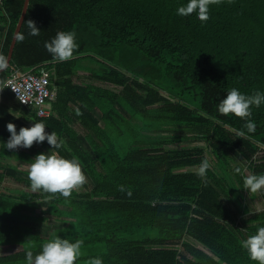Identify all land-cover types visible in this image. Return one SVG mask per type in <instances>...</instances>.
Wrapping results in <instances>:
<instances>
[{
	"label": "trees",
	"instance_id": "obj_1",
	"mask_svg": "<svg viewBox=\"0 0 264 264\" xmlns=\"http://www.w3.org/2000/svg\"><path fill=\"white\" fill-rule=\"evenodd\" d=\"M23 1L0 3L5 59ZM184 2L30 0L11 66L0 71V154L27 165L48 151L75 157L85 182L63 197L33 190L28 170L0 165V185L13 175L23 186L18 197L0 192V246L20 247L0 264H26V252L38 253L53 236L83 241L75 264H257L241 241L264 226V210L240 219L238 194L254 195L243 178L264 175V105L252 107L256 131L249 133L243 119L219 113L217 104L231 88L264 92V0L211 4L204 22L176 15ZM29 20L39 35L30 34ZM58 31L76 34L78 47L65 61L45 48ZM42 67L55 90L48 116L30 112L3 85L15 70ZM78 71L90 82H75ZM12 109L31 113L63 146L8 150L6 125L28 127ZM197 140L205 147H174ZM207 149L216 169L202 180ZM48 219L57 225L42 236L32 222Z\"/></svg>",
	"mask_w": 264,
	"mask_h": 264
},
{
	"label": "clouds",
	"instance_id": "obj_2",
	"mask_svg": "<svg viewBox=\"0 0 264 264\" xmlns=\"http://www.w3.org/2000/svg\"><path fill=\"white\" fill-rule=\"evenodd\" d=\"M222 0H185L182 6L176 9V15L188 17L195 14L201 22L209 19V6L219 4ZM31 35L37 36L40 30L31 20L27 21ZM19 39H23L20 36ZM78 47L76 34L72 31H58L56 35L45 43L46 50L58 61H65L73 56ZM8 67L5 57L0 56V70ZM264 105V92L255 91L251 95L241 93L237 88L227 91L224 98L217 104V110L223 115L232 114L245 121L244 127L249 133L256 131V124L251 119L252 107L259 108ZM10 137L6 142L8 150L17 147L30 148L34 142L37 144L47 142L51 148L59 149L63 146V140L55 133L46 132L42 122L32 123L30 127H21L17 132L12 123L6 125ZM243 135V132L238 133ZM28 165V179L33 190H44L48 193H60L63 197H69L72 190L85 182L79 161L73 157L65 158L57 152L37 154ZM210 165L208 160H203L198 168L197 175L203 180L206 178ZM240 173V169L234 170ZM244 188L255 193L264 188V175L250 174L243 178ZM130 195V193H129ZM82 240L70 241L68 239L53 236L41 245L38 253L27 251L26 264H75L81 256ZM241 247L246 250L250 260L257 264H264V226H258L254 235L241 241ZM91 264H103L100 258H93Z\"/></svg>",
	"mask_w": 264,
	"mask_h": 264
},
{
	"label": "crops",
	"instance_id": "obj_3",
	"mask_svg": "<svg viewBox=\"0 0 264 264\" xmlns=\"http://www.w3.org/2000/svg\"><path fill=\"white\" fill-rule=\"evenodd\" d=\"M2 1H4V0H0V3ZM42 68H44V67H42ZM42 68H40V70ZM11 69L13 70L12 67H11ZM47 71H48L49 76H50V71L49 70H47ZM15 72H17L18 74L25 73V72H20L17 70H15ZM85 75H86L85 72L78 71L77 76H75L73 79L75 82L87 81L88 79L86 78ZM87 82H90V81H87ZM50 90L53 92V98L51 99V100H53L54 96H55V90L54 89L52 90L51 88H50ZM47 108L49 110V113H48V115H49L51 113L49 103L47 104ZM11 111L13 112L14 115H16L17 117H19L21 119L22 123H24L28 127H30L32 125V123H35L33 118L31 117V113L29 116V113H24L21 115L20 113L17 112L16 109H14V110L12 109ZM29 111L33 112V113L35 112L33 109H30ZM48 115H46V116H48ZM21 150H23V149L21 148ZM24 151H26L28 153L29 150L24 149ZM0 165L12 166V167L16 168L19 172L23 171V170H28V165L26 163L18 160L15 157V155H13V154H0ZM262 189H264V188H262ZM260 190L255 192L254 195H252V196L247 194L245 191L241 192V194H238L239 202H241L245 207V210H243L239 216V217H241L240 219H244L247 216L250 217L251 215L258 213L259 211L264 210V199L260 196ZM22 191H23V186L15 181L13 175H7L3 178L2 183L0 185V192L1 193L7 194V195H10L13 197H18L21 195ZM49 220H51V219H48V220L42 221V222H44V223L49 222ZM35 222H37V221H35ZM32 223L34 224V222H32ZM38 223H40V222L38 221ZM34 227H35V225H34ZM50 230L51 229L47 230L46 232L49 233ZM37 231L40 232L39 230H37ZM40 233L42 236L46 235L45 231L40 232ZM19 249H20V247L15 245V244L2 245V246H0V256H4V255L10 254V253H14L15 251H17Z\"/></svg>",
	"mask_w": 264,
	"mask_h": 264
},
{
	"label": "built area",
	"instance_id": "obj_4",
	"mask_svg": "<svg viewBox=\"0 0 264 264\" xmlns=\"http://www.w3.org/2000/svg\"><path fill=\"white\" fill-rule=\"evenodd\" d=\"M49 85L50 76L45 68L38 73L18 74L14 71L4 82L14 98L25 107L33 109L37 116H46L49 113L47 102L53 98Z\"/></svg>",
	"mask_w": 264,
	"mask_h": 264
},
{
	"label": "rangeland",
	"instance_id": "obj_5",
	"mask_svg": "<svg viewBox=\"0 0 264 264\" xmlns=\"http://www.w3.org/2000/svg\"><path fill=\"white\" fill-rule=\"evenodd\" d=\"M176 132L177 133H187V134L192 133L190 130H186V129H182V128H178ZM193 146L205 147L204 146V142L203 141H200V140H197L195 142H189V141H187V142H180V143H175L174 144V147H193ZM206 155H207L206 156V159L208 160L209 165L212 168L216 169L215 160L213 159V157H212V155H211V153H210V151L208 149H207ZM231 165L233 166L235 164L234 163H231ZM191 169L192 170H195L197 168H191ZM76 189L77 190H81L82 189V186L79 185V186L76 187ZM34 225H35V229L39 230L40 232L45 231V233H46L47 230L51 229L52 227H55L57 225V222H55V221H53L51 219V220H49V222H45V223L44 222H40V223L34 222Z\"/></svg>",
	"mask_w": 264,
	"mask_h": 264
},
{
	"label": "water",
	"instance_id": "obj_6",
	"mask_svg": "<svg viewBox=\"0 0 264 264\" xmlns=\"http://www.w3.org/2000/svg\"><path fill=\"white\" fill-rule=\"evenodd\" d=\"M29 2H30V0H24L23 1V6H22V9H21L20 16L18 18V21H17L16 26H15L14 31H13L12 39H11L10 46H9V49H8V53H7V57H6V61H7L8 67L11 66L10 65V61H11V57H12V52H13L16 40L18 38L19 31L21 29L22 23L24 21ZM0 71H2V70H0Z\"/></svg>",
	"mask_w": 264,
	"mask_h": 264
}]
</instances>
